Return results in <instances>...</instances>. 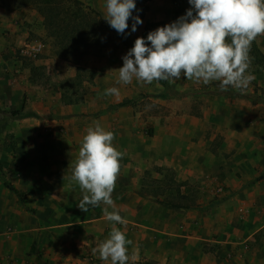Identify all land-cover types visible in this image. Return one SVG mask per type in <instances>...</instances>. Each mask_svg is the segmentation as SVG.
Here are the masks:
<instances>
[{"label": "crops", "instance_id": "obj_1", "mask_svg": "<svg viewBox=\"0 0 264 264\" xmlns=\"http://www.w3.org/2000/svg\"><path fill=\"white\" fill-rule=\"evenodd\" d=\"M159 1L149 2V23L170 24L171 2L161 0L165 11L159 12ZM20 24L8 2L0 0V111L39 116L0 121V174L23 193L20 200L0 177V264H57L55 251L73 256L75 239L85 251L82 264L96 257L93 249L111 230L105 205L82 212L77 205L84 193L71 179L82 138L96 122L114 133L113 146L123 153L112 199L129 224L132 245H141L135 256L142 257L141 263L130 257L128 264H264V71L252 75L242 92L212 87V95L196 97L193 112L185 97L183 112L165 116L161 143L154 147L149 138L122 129L121 113L77 116L74 104L59 103L54 110L47 97L46 104L41 102L45 93L34 91L30 70L9 58L29 41ZM43 53L49 52L44 48ZM7 135L13 136L14 151L5 147ZM123 135L130 136L129 145L122 143ZM154 166L166 167L187 186L194 184L198 208L175 212L151 197L149 207H139V198L146 197L141 179ZM216 187L224 191L214 199L209 193ZM247 242H253L249 250Z\"/></svg>", "mask_w": 264, "mask_h": 264}, {"label": "clouds", "instance_id": "obj_2", "mask_svg": "<svg viewBox=\"0 0 264 264\" xmlns=\"http://www.w3.org/2000/svg\"><path fill=\"white\" fill-rule=\"evenodd\" d=\"M190 8L176 21L158 27L145 38H137L134 46L122 57L118 84L135 81L151 85L160 81L186 80L208 85L220 82V90L232 87L245 91L254 76L247 74L252 43L264 36V0H188ZM135 0H106V22L120 35L131 32L143 21ZM130 34V33H128ZM104 96H120L117 87H110ZM115 135L96 122L83 136L71 179L84 193L77 205L82 212L89 206L105 205L103 211L111 230L106 240L93 249L99 258L110 264H128V245L132 242L117 225H126L112 199L120 174L123 153L113 146ZM112 208V211H109ZM132 260L136 256L131 257Z\"/></svg>", "mask_w": 264, "mask_h": 264}, {"label": "rangeland", "instance_id": "obj_3", "mask_svg": "<svg viewBox=\"0 0 264 264\" xmlns=\"http://www.w3.org/2000/svg\"><path fill=\"white\" fill-rule=\"evenodd\" d=\"M3 1L8 2V8L11 12L17 13V20L21 22V31L27 34L28 40H41L44 43V48L49 52L48 55L45 53L41 54L38 59L36 58V60L33 61L21 57L16 53L17 49L15 48L13 54L9 58L14 63L13 65L18 63L22 67V70L23 66L30 70V75L31 77L34 76L35 80L34 91L39 90L44 92L45 96L41 102L45 101L46 104L45 97H47L48 101L53 103L54 110L57 109V105L60 103L63 106L74 104L75 112H77L75 115L78 114L77 116L90 114V116H96L101 113H121V116H123L121 118L122 129H133L131 132L132 134H135V136L141 134L147 139L149 138L151 144L157 147L161 143L159 130L165 123V116L173 110L179 111L180 109V111L183 112L185 110V97H189L190 109L191 112H193L197 96L203 94L212 95L214 93L210 90L212 87L220 88V83H211L201 86L195 84L194 81L186 80V78L182 76L180 80L170 82L173 88L178 89V95L160 98L158 95L163 89L159 83L153 82L151 85L141 86L135 79L129 85L117 83L119 73L118 71L111 70H118L123 66L122 57L134 46V42L137 38H145L146 40L148 33L157 29L147 26L149 24V5L148 10L139 15L143 24L137 26L136 32H131L133 23L131 19L128 21L129 28L126 30L125 35H121L122 38L113 36V34L102 25L96 45L81 49L75 55L65 59L55 55L53 39L49 37L47 30L44 28V19L34 4L27 3L26 0ZM79 1L83 3V6H88L102 12L105 16L107 15L106 0ZM157 11H165V6L161 0L158 2ZM263 38L264 36H260L255 40L262 51L264 50ZM50 53H52L53 56H49ZM37 60L44 61L40 63V61L38 62ZM251 69L250 67L248 68L247 74H250ZM17 75H21V72ZM110 87H117L120 91V96L118 98L115 97L114 100L111 99L112 96H106V99H103L101 95ZM228 89L234 88L229 87ZM125 101L131 102L126 106L110 108L117 103ZM44 105L43 107H45ZM173 107L175 108L173 109ZM81 112L85 113L81 114ZM51 115L52 114L49 113L47 116L51 117ZM40 123L44 124L45 122L41 121ZM43 124H41V127ZM46 126L50 125L46 123ZM129 139V135H123L122 143L129 145ZM5 141L6 143L14 141L13 136L7 135ZM5 147L7 146L5 145ZM158 168L159 166L152 167L147 176L160 178V173L163 174V172L159 171ZM193 185L194 184H190L186 189L190 190L191 193H194L197 197L198 190ZM209 194L212 195L213 193ZM212 197L216 198L214 194ZM150 200L156 203L153 199ZM149 203H151L149 202V196L141 199L139 198L138 200L139 207L141 208L149 207ZM123 212L125 213V211ZM175 212H178V210ZM195 222L194 220L193 223ZM128 225L129 224L126 223V225H120L119 227L121 231L125 233L126 238L131 241V239L133 240V236H130ZM82 233L83 232L80 231L79 235L81 236ZM132 234L134 233L132 232ZM76 240L77 239H75L73 245V256L66 258L64 249H57L55 251V254L58 255V257L55 258L57 264L63 262V260L67 262L66 264H82L85 258V251L81 248V243H79V246H76ZM86 246L87 245H84L85 248ZM140 246L141 245L133 246L132 243L128 245L129 257L135 255L136 251L139 252L141 250ZM246 246L247 250L251 249L253 247V242H247ZM68 252L70 251L68 250ZM136 259L139 263L142 262L141 256L136 257ZM98 261H101L99 254L93 257L89 264H94V262ZM147 263L149 264V262H146V264Z\"/></svg>", "mask_w": 264, "mask_h": 264}, {"label": "trees", "instance_id": "obj_4", "mask_svg": "<svg viewBox=\"0 0 264 264\" xmlns=\"http://www.w3.org/2000/svg\"><path fill=\"white\" fill-rule=\"evenodd\" d=\"M151 0H135L139 12L134 11L133 16L141 15L148 10ZM27 3L34 4L42 15L44 28L47 30L49 37L53 39L55 55L59 58L68 59L75 55L81 49H86L96 45L100 27L104 25L107 30L117 38H122L116 30L112 29L106 22V16L88 6H83L79 0H26ZM173 7L172 21L185 15L186 10L190 8L188 0H170ZM165 23H149V27H162ZM250 57V74L255 75L264 71V53L259 48L256 41L251 45L249 52ZM32 70V69H31ZM34 79V76L31 77ZM159 84L163 91L158 95L160 98L174 97L178 92L168 84L167 81H160ZM131 101L117 103L110 108H117L130 104ZM0 121L5 119H23L39 118L34 113L22 114L20 110H3L0 111ZM5 145L14 151L15 142L6 143ZM160 178L143 177L140 184V192L145 196L151 197L157 204L162 207L175 210H188L198 208L196 204V195L187 190V183L177 181L173 173L166 167H159ZM1 175V174H0ZM2 178V175L0 176ZM4 186L14 193L20 200L23 193L14 188L10 183L2 178Z\"/></svg>", "mask_w": 264, "mask_h": 264}, {"label": "built area", "instance_id": "obj_5", "mask_svg": "<svg viewBox=\"0 0 264 264\" xmlns=\"http://www.w3.org/2000/svg\"><path fill=\"white\" fill-rule=\"evenodd\" d=\"M43 49L44 43L41 40H35L26 42L22 47L16 50V53L28 60H35L42 53ZM211 191L217 196L222 194L224 190L222 187H216L215 189H211Z\"/></svg>", "mask_w": 264, "mask_h": 264}]
</instances>
